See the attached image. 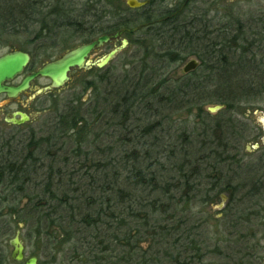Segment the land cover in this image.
Returning a JSON list of instances; mask_svg holds the SVG:
<instances>
[{
	"label": "trees",
	"instance_id": "trees-1",
	"mask_svg": "<svg viewBox=\"0 0 264 264\" xmlns=\"http://www.w3.org/2000/svg\"><path fill=\"white\" fill-rule=\"evenodd\" d=\"M207 15L170 26L164 36L143 32L136 44L144 58L123 72L94 69L89 103L65 99L38 139L18 152L8 148L0 161L6 237L23 224L27 242L43 243L39 257L61 256L64 264H207L209 218L195 205L209 206L224 193L220 170L229 146L221 122L212 136L204 107L230 110L237 95L264 99L262 31L240 43L241 24L229 39ZM147 42L161 59L157 66L147 63L155 57ZM188 56L198 69L168 85L164 58L170 68ZM193 109L203 128L184 140L174 115ZM165 133L183 144H163Z\"/></svg>",
	"mask_w": 264,
	"mask_h": 264
},
{
	"label": "flooded vegetation",
	"instance_id": "flooded-vegetation-1",
	"mask_svg": "<svg viewBox=\"0 0 264 264\" xmlns=\"http://www.w3.org/2000/svg\"><path fill=\"white\" fill-rule=\"evenodd\" d=\"M129 1L0 0V52L6 49L9 51L0 58L16 52L30 57L22 75L6 83V86L18 87L25 78L38 72L45 65L59 61L70 51L90 44L100 37L119 35L118 39H112L91 54L90 59L93 62L101 59H92L99 51L104 48L115 50L122 47L123 40L128 42L125 50L132 44V38L142 32L148 36L171 33L170 26L182 25L184 13L189 11L194 3V0H133L144 5L132 8ZM77 4L80 5L76 9L80 10L74 12L73 5ZM8 6H11L12 10L4 11ZM78 13L83 16L79 21L76 18ZM76 24L78 25L75 26ZM12 38L17 39L20 47L9 49L7 39ZM37 49L65 51L57 58L38 63L33 52ZM94 69L97 68L73 71L71 79L75 73L92 72ZM43 80L48 81V84L41 87L40 82ZM68 84L62 89L38 94V90L51 86L49 79L39 77L29 89L17 97L11 98L6 93L0 94V161L6 159L9 147L14 148L12 151L18 152L16 147H21L25 141L29 143L32 139L39 138L38 133L43 130H40L42 126L28 129L27 134L22 132L25 126L34 121L30 111L54 107V94L61 92ZM27 109L29 112L24 111ZM21 114L26 115L28 120L23 122ZM232 119L235 121L236 117ZM245 131L242 127L241 132ZM25 136L28 138L24 141ZM239 139L234 135L236 144L234 143L232 148L233 155L226 158L227 171L222 175L225 184L223 194L227 203L224 209L226 217H223L226 225L222 229V234L229 240L225 252L226 264H264V154L253 157L238 154L237 151H240L243 145V139ZM4 227L0 228V264H25V261L32 257H37L39 264L38 256H27L28 242L25 237L22 239V236L25 259L21 263L12 260L13 249L10 241L18 230L7 245L6 226ZM7 246L10 248V255Z\"/></svg>",
	"mask_w": 264,
	"mask_h": 264
},
{
	"label": "rangeland",
	"instance_id": "rangeland-1",
	"mask_svg": "<svg viewBox=\"0 0 264 264\" xmlns=\"http://www.w3.org/2000/svg\"><path fill=\"white\" fill-rule=\"evenodd\" d=\"M81 4V3H80ZM80 4L73 5L75 8H73V11L75 12L76 8L79 7ZM80 10V9H79ZM78 10V11H79ZM77 12V11H76ZM204 17V14L207 13L205 19H209L211 21V24L213 23L217 29L223 28L224 32L227 33L229 39L233 37L232 34H234V31L232 34L230 33L232 30L237 29V27L243 26L242 28H239L241 31H244L240 34L239 41L242 42V39L245 41H251L254 39V32L259 33L262 31V34L258 38L260 41L263 42L264 40V0H194L193 5L189 9V11L185 12L182 19V22H186L187 20H191L196 15ZM80 14L78 13V16L76 18L77 21L81 20ZM200 19V18H199ZM197 18V20H199ZM202 20V19H200ZM199 28L201 27V22H198ZM245 32H247L245 34ZM143 33V32H142ZM140 34L139 36H134L132 38V44L129 45L125 50L121 51L117 58L113 60L108 67H111L116 72H123L125 68L131 69L130 63L131 61L134 62L135 57L137 56L138 59H142L145 56V50L136 44L137 40L145 34ZM162 33H159L160 35ZM164 36V34H162ZM263 35V36H262ZM9 42V49L20 47V44L18 43L16 38L7 39ZM21 40V39H20ZM48 39H46V42ZM164 43L169 44L172 43L171 38L165 37L163 39ZM245 43V42H242ZM149 47L152 46V42H147ZM78 45V44H77ZM232 45V43H231ZM146 46V45H145ZM233 46V45H232ZM244 46H247L244 45ZM74 47V46H73ZM6 49L5 51L0 52V56L9 52ZM112 48H104L103 50L99 51L96 56H93L92 59L96 60L99 58H102L103 56L107 55L109 52H111ZM65 49H59V50H50L47 51L45 49H37L36 51H33L35 53L34 59L38 63H42L44 61H47V59H54L62 54H64ZM155 48L153 47L150 49V53L155 57H152L148 55L146 58H148L147 63H150L151 65L157 66L158 60H161L157 57L155 54ZM184 58V57H183ZM197 61V59L194 56H188L183 62L173 63V65L169 68V64L171 60L168 58H164V61H166L165 65L166 71L168 72L166 76H164V80L168 82V85L171 83H175L179 81L183 76L187 75L184 73L183 69L185 66L190 63L191 61ZM40 61V62H39ZM160 66H162V63H160ZM198 69V67H197ZM196 69V70H197ZM195 70V71H196ZM194 72V71H193ZM192 73V72H190ZM94 77L93 70L87 71V73H75L69 82V84L61 91L56 92L54 94V107L50 109H40L36 110L33 109L30 111L31 116L34 118V121L32 124L25 126L24 129H22V132H26L28 129L34 127L35 129L38 128L36 126H42L40 130L45 129L44 127L47 125L48 122H50L55 114L56 110L61 108L63 103L65 102V99L68 98H78L80 102L83 104L89 103L90 100L93 99L94 96V87H87L86 84L89 83ZM159 79L161 77H158ZM155 80V78H153ZM157 80V79H156ZM48 81H41L40 86L47 85ZM165 89V88H163ZM53 96V95H52ZM237 95V100L231 103V107L234 106L232 109H228L224 106L223 109L218 110L214 113L209 112V108H213L216 106H222V105H209L204 107V111L207 112L210 117L212 118V136H215L216 134V126L217 123L221 122L224 124V132L227 135L226 145L229 146L226 148V158L228 159L229 156L233 155V145H234V135H236L242 140V146L240 153L245 157H253L256 155L264 154V99L259 98V96H240ZM236 97V96H235ZM26 112H29V110H24ZM222 111H225V114H222ZM54 112V113H53ZM54 114V115H53ZM197 112L195 109L192 111H183L178 112L174 115V121H176L179 125H174V128L176 131H178L179 136L181 134H185L184 140L190 137L189 141L192 139V136L190 133H192L193 130L195 132H200L203 127H201V120L196 119ZM236 117L235 121L232 119ZM239 120L241 123H239ZM195 122V123H194ZM245 125V127H244ZM244 128L246 131L244 133L241 132V128ZM165 129L170 133L174 132V130H169V128L165 125ZM186 131V132H185ZM233 133V134H232ZM39 135L40 132L38 133ZM29 136V135H28ZM28 136H25L24 141L27 140ZM178 139L174 142L170 141V137L168 136V133H165V137L162 140V143L165 145L168 144H176L177 146H181L183 144V139ZM216 139V137L214 138ZM239 139V140H240ZM238 140V141H239ZM26 142V141H25ZM23 143L21 147H24ZM236 144V143H235ZM195 145V144H194ZM216 147V144H215ZM225 152V153H226ZM215 158H213L212 163L214 164ZM227 167L226 164L221 165V174L226 173ZM215 174V172L212 173V175ZM216 175V174H215ZM218 178V177H217ZM216 176L213 175V181L216 182ZM217 182H220L217 180ZM213 203L206 207L198 208L199 206L195 205V212L205 214V216L208 219V226H209V235H208V241L206 242V246L209 247V259L206 262L207 264H226V249L228 244V238L224 234H222V229H224V226L226 225L223 222L224 217V209L226 207V196L224 194H220L219 197L217 196L213 201ZM222 220V221H221ZM5 224H8L7 218L0 219V228L4 227ZM5 229V227H4ZM26 230L23 228L22 231V239L25 237ZM24 235V236H23ZM13 238L11 235L10 237H6V244L8 245V242ZM26 239V238H25ZM27 240V239H26ZM148 244H145L143 247L147 248ZM43 248V243L37 241L32 244L28 242L27 247V256H38L39 252ZM8 254L10 255V248L7 246ZM225 250V251H224ZM39 257V256H38ZM64 264L65 261L61 256H58L56 259L47 260L43 257H39V264Z\"/></svg>",
	"mask_w": 264,
	"mask_h": 264
},
{
	"label": "water",
	"instance_id": "water-1",
	"mask_svg": "<svg viewBox=\"0 0 264 264\" xmlns=\"http://www.w3.org/2000/svg\"><path fill=\"white\" fill-rule=\"evenodd\" d=\"M143 3L130 0L129 6L132 8H138L143 6ZM119 35L114 36H104L100 37L94 42L80 46L69 53H67L62 59L57 62L47 64L42 67L38 72L32 74L31 76L25 78L21 85L18 87L6 86V83H10L17 77H20L29 63L30 57L27 54L16 52L6 55L0 58V94L6 93L9 97L14 98L25 92L30 88V85L35 81L36 78H47L51 81V86L44 89L38 90V94L48 92L54 89H62L66 84L71 81V74L73 71L79 70H90L95 67L97 69H104L107 67L118 54L123 51L127 46L128 42L123 40L122 47H119L109 54L103 56L96 62H93L90 57L91 54L102 47L107 42H111L112 39H118ZM198 61H191L183 69L185 74L193 72L199 67ZM224 106H216L209 108V112L214 113L218 110L223 109ZM22 121L28 120L26 115L21 114ZM15 122V121H13ZM16 123V122H15ZM23 228V225H20ZM10 246L12 247L11 258L16 263H21L25 259V247L21 240V231H17L15 237L10 241ZM25 264H38V258L32 257L25 261Z\"/></svg>",
	"mask_w": 264,
	"mask_h": 264
},
{
	"label": "bare ground",
	"instance_id": "bare-ground-1",
	"mask_svg": "<svg viewBox=\"0 0 264 264\" xmlns=\"http://www.w3.org/2000/svg\"><path fill=\"white\" fill-rule=\"evenodd\" d=\"M59 90V89H58ZM20 225H23V224H19L18 225V231L20 230V231H22V229L24 228V225H23V228H20Z\"/></svg>",
	"mask_w": 264,
	"mask_h": 264
}]
</instances>
